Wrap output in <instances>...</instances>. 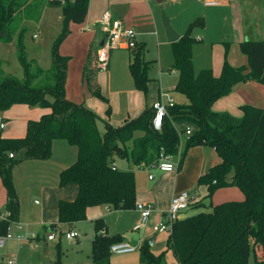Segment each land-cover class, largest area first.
Segmentation results:
<instances>
[{"label": "trees", "instance_id": "obj_1", "mask_svg": "<svg viewBox=\"0 0 264 264\" xmlns=\"http://www.w3.org/2000/svg\"><path fill=\"white\" fill-rule=\"evenodd\" d=\"M89 3L90 0H72L59 5L49 0L50 5L61 6L63 24L52 45V64L45 69L29 57L24 43L26 28L15 21L21 10L27 11L26 19L40 20L45 4L40 0H0V40L16 41L17 57L24 71L22 78L9 75L0 59V112L15 104L49 109L39 119L28 122L23 136L6 137L0 129V177L7 195L4 210L11 212L8 219H0V235L8 234L12 222L19 221L14 170L26 160L50 159L55 140L64 139L78 149L77 160L60 171L59 186L76 183L79 192L74 200L59 201L58 222L45 227L49 233L58 230L62 233L58 228L60 223L87 219L90 207L134 209L137 206L135 172L113 168V162L124 158L136 166L150 165L162 153L177 155L181 136L174 123L186 119L197 128L188 136L185 152L196 145H208L220 158L219 163L199 177L197 184L207 186L210 198L224 186L238 187L244 198L209 203L210 210L179 218L167 240V248L174 252L179 264H249L250 238L253 237L263 248L261 263L264 264V108L243 104L241 116L213 110V104L229 95L238 84L252 80L264 85V41L240 43L241 52L248 58L247 65L241 66H233L228 61L229 42H226V59L220 74L214 75L212 68L196 72L193 47L197 39L193 30L205 24L203 17H197L185 33L171 43L172 67L178 72L173 91L184 95L187 101L169 107L160 130L152 126L151 111L146 110L119 127L106 122V130L101 133L100 117L83 103L66 97L70 57L60 52L62 42L71 32L70 24L85 22ZM145 51L143 44L131 49L129 69L135 87L147 93L151 78ZM87 64L84 78L90 93L108 103L97 79L100 65L90 58ZM110 112L111 106H108L107 113ZM137 131L142 135L136 136ZM198 205L207 204L200 201ZM106 226L103 218L95 220L96 236L92 241L90 264H110L111 245L124 240L120 234L109 235ZM150 242L151 238L140 245L141 263L167 264L165 252L156 254Z\"/></svg>", "mask_w": 264, "mask_h": 264}, {"label": "crops", "instance_id": "obj_2", "mask_svg": "<svg viewBox=\"0 0 264 264\" xmlns=\"http://www.w3.org/2000/svg\"><path fill=\"white\" fill-rule=\"evenodd\" d=\"M151 2L152 0H90L85 22L80 25L71 23L70 28L73 31L71 30L60 46L61 54L70 57L67 69L66 97L75 103H83L86 108L102 117L105 126L106 122L115 127L122 126L139 117L146 110H150L153 116L154 100L149 98L144 91L135 87L129 69L130 48L121 46L119 47L121 50L117 54H112L110 51L107 64L100 66L101 70L97 79L108 103L104 100L102 103L94 101L93 98L96 97L90 93L84 78V70L88 65L89 56L92 62L98 61L97 52L102 47L106 36L101 24V19L106 12H109L113 18L121 19L126 26L134 28L137 33V42L145 45V50L150 45L154 34L164 39L162 26L157 17L153 15L154 9ZM194 2L202 7V12L198 15H202L199 17L205 19L204 26L197 29L195 33L193 32L197 39L193 47L195 71L212 68L214 75L218 76L226 59V42H229L228 61L233 66L247 65L248 58L241 52L240 43L253 40L264 41V0H220V3L215 5H207L204 0H194ZM182 29L178 30L180 35L186 31V28ZM124 48H127L129 52ZM119 72L121 81L115 80L120 75ZM263 86L252 80L238 84L229 95L220 98L213 104V110L228 111L236 116H241L243 114L240 109L241 105L261 103L254 102L258 101L256 98L260 94L258 90L264 92ZM173 89L169 91L172 92ZM261 96L260 94L262 100ZM97 99L101 101V99ZM108 106H111L110 114L107 113ZM48 111V108L40 106L15 104L8 110L0 112V129L4 130L3 136L20 137L25 135L28 122L39 119ZM1 123L4 124V127H1ZM187 128L191 127L187 126ZM140 135L142 133L137 131L136 136ZM186 137L183 141L181 138L180 155L177 159L179 165L176 172H162L152 167L147 171L137 173L134 169L128 168L135 172L137 203H150L153 206L151 215L146 222H142L141 211L137 207L130 209L129 215L119 211L116 217L110 216L112 214L106 210L111 209L107 206L90 207L87 211V220L90 219L94 224L96 219L103 218L107 224L106 232L109 235L120 234L124 240L139 242L140 245L144 240L151 238V241L154 240L153 244L150 242L151 248L160 236L168 235L169 238V232H156L154 226L164 219L172 197L185 190L191 194V203L182 212L180 218L188 216L187 211L190 208L195 207L200 201L205 203L206 198H210L207 186L197 184L199 177L220 161L216 150L208 145H196L185 152L188 135ZM77 157V146L64 139H59L53 143L50 159L26 160L14 170L20 207L19 221L24 226L45 228L51 223L58 222L59 201L61 199L74 200L79 192V186L76 183L59 186V173L62 169L72 165ZM117 160L115 164L120 168ZM151 174L154 176L152 179L149 177ZM226 197L229 200H242L244 194L236 186L218 188L211 197V200L213 198L214 201L210 200V203L218 204L229 201L224 200ZM6 201L7 195L4 188L2 197H0V213L5 209ZM79 222L60 223L58 228L65 236L66 232L80 226ZM27 232L29 231L27 230ZM91 232L96 236L94 225L87 228L82 238ZM36 233L40 238V232ZM137 234L139 240H135ZM56 238L57 236L49 240L54 241ZM82 238L80 241L84 242L83 246L86 250L89 248L92 250L94 239L83 240ZM135 252L115 254L117 257H110V264H142L140 256ZM81 263L90 264L91 261L76 260L74 264Z\"/></svg>", "mask_w": 264, "mask_h": 264}, {"label": "rangeland", "instance_id": "obj_3", "mask_svg": "<svg viewBox=\"0 0 264 264\" xmlns=\"http://www.w3.org/2000/svg\"><path fill=\"white\" fill-rule=\"evenodd\" d=\"M40 1L45 4L41 20H28L26 19L27 11L21 10L18 13V16L15 21L19 22L20 24H22V26L26 28L24 35V43L26 45L29 57L36 59L43 68L47 69L52 64L51 49L54 40L61 32L63 24V14L61 6L50 5L49 0ZM151 6H153L154 9L153 15L157 17L159 23L162 26V35L164 39L154 34L152 41L150 45H148L145 52L146 59L150 60L148 74L151 77V80L148 82V89L146 94L149 98H152V100H154L153 102H155L159 99L160 92L165 91L168 92L169 95H171L176 102L182 103L186 101V98L182 94L175 91H169L176 86L178 73L172 67V44L168 40L165 31L164 18L167 17L171 21V24L174 29L179 32L178 30H183L182 28L187 29L190 22L195 20L197 17L202 16L198 15L202 12V7L197 2H194V0H152ZM72 25L80 24L72 23ZM200 27L201 26L194 27L193 32L195 33V31ZM71 30L73 31V29ZM194 33L193 35L196 37ZM35 34L37 35L36 37L34 36ZM120 50V48H115L111 50V53L117 54L120 52ZM125 51L129 52L127 48L125 49ZM0 59L2 60V67L7 74L16 76L18 78L23 77L24 71L17 57L16 41L4 42L0 40ZM97 64L99 65L98 61ZM170 69H172L171 72ZM119 74L120 75L115 78V80L117 81H121V73L119 72ZM104 79L106 78L104 77ZM258 92L262 95V100L260 98V94L258 93L259 98L256 97L258 101H255L254 103H261H256L255 106L264 108V92L260 90H258ZM93 99L94 101L102 103V100L100 101L97 98ZM175 124L178 132L181 135L182 141L187 138L184 132L187 126H190L193 130L197 128V125L194 122L186 119L177 120L175 121ZM98 126L101 133L105 132L106 129L104 119L102 117H100L98 120ZM1 130L2 132L4 131L3 129ZM136 134L137 132L135 133V135ZM179 155L180 152L175 155V162H177ZM117 163L121 169H128L130 167L134 169L137 173H142L143 171H147L148 169L147 167L139 168L135 164H133L131 160L124 158H118ZM1 181L2 179L0 177V197H2V190H4ZM225 187L226 186L221 188ZM210 200L211 198H206V206L192 207L187 211V213L191 215L196 214L200 211L210 210ZM224 200L229 199H227L226 197L224 198ZM106 211L112 214L110 216L114 217H116L119 211H123L125 215H129L131 213L130 209H107ZM2 212H4V209L2 210ZM79 223L80 226H77V228L74 229V231L78 233V237L69 240L66 238V236H64L63 233H60L58 230L56 231L57 238L54 241H50L47 238L49 230H46L44 227L27 228V226H24L22 229H17L14 228V226L12 225L9 231L12 235H22L25 234L28 230L30 233L40 232V238L33 240V246H31V241L26 240L22 242V245L20 247L13 240H10L8 241V244L5 248H0V256H3L4 254L17 253L19 264H74L76 263V260L92 262V258L90 256L91 248L86 250L85 246H83L84 242H81L80 239L84 236L87 228L89 226H93L94 224L93 221H91L90 219L82 220ZM167 238L168 235L160 236L157 242L152 245V251L156 254L165 252V259L167 264H179L174 252L171 249L167 248ZM250 248L251 252L249 264H262L261 261L263 260V248L261 244L257 243L253 237L250 238ZM135 253L139 256L141 254L139 250ZM115 257H117L115 256V254L111 255V258Z\"/></svg>", "mask_w": 264, "mask_h": 264}, {"label": "built area", "instance_id": "obj_4", "mask_svg": "<svg viewBox=\"0 0 264 264\" xmlns=\"http://www.w3.org/2000/svg\"><path fill=\"white\" fill-rule=\"evenodd\" d=\"M59 5H64L72 0H50ZM207 5H215L220 3V0H204ZM102 29L105 32V39L102 47L97 52V58L100 66H105L109 59V54L112 49L119 48L121 46L133 49L137 46V33L134 28L126 26L121 19L113 18L109 12L104 13L101 19ZM37 36L36 34L34 35ZM166 99V100H165ZM176 103L174 98L169 95L168 92L161 91L160 97L153 104V116L151 119V124L156 130H160L164 124L166 117L168 116V109ZM1 127L4 124L1 123ZM192 133L191 128L186 129V135ZM13 156V154H11ZM178 162L173 160V156L161 154L160 158L150 164V165H140L139 168H157L162 172H176L178 170ZM113 168H116L115 162L112 164ZM150 179L154 176L149 175ZM191 194L188 191H182L174 195L171 199L170 206L165 214L162 221L154 226V231L162 232L167 231L172 233L174 223L180 218L183 211H185L191 203ZM141 211L142 222L150 217L153 210V206L150 203H137L136 206ZM11 212L9 210H4L0 213V219H8ZM14 228L22 229L24 225L20 221H13L11 226ZM9 228V231L11 229ZM57 236L56 232H50L47 236L48 239H54ZM65 236L69 239L78 236V233L74 230L65 233ZM38 238L37 233L27 232L22 235H12L8 232L6 235H0V248H5L8 241L13 240L18 246L22 244L23 241H31V246L34 245L33 240ZM140 248V243L130 242L126 240L115 242L111 245V254H125L134 251H138ZM0 264H18V254H4L0 256Z\"/></svg>", "mask_w": 264, "mask_h": 264}, {"label": "water", "instance_id": "obj_5", "mask_svg": "<svg viewBox=\"0 0 264 264\" xmlns=\"http://www.w3.org/2000/svg\"><path fill=\"white\" fill-rule=\"evenodd\" d=\"M164 27H165V31H166L168 40L170 42H175L181 37V35L174 29V27L171 24V21L167 17L164 18ZM94 237H95L94 233L91 232V233H89V235H86L82 239L83 240L84 239H92L93 240ZM135 240H139L138 234L135 236ZM153 243H154V240L151 241V244H153Z\"/></svg>", "mask_w": 264, "mask_h": 264}]
</instances>
